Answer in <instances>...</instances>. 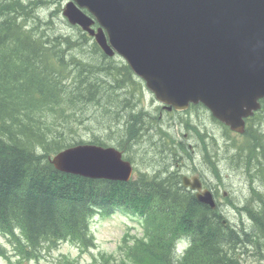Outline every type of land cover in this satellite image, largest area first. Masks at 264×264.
<instances>
[{"label":"trees","instance_id":"1","mask_svg":"<svg viewBox=\"0 0 264 264\" xmlns=\"http://www.w3.org/2000/svg\"><path fill=\"white\" fill-rule=\"evenodd\" d=\"M34 7L23 6L19 0H0V234L11 236L19 230L13 240L16 248L21 247L19 261L59 239L93 245L91 218L122 209L142 219L143 237L126 235L119 257L100 254L93 264H243L233 250L238 244L246 247L247 242L259 246L260 252H254L262 262L264 195L253 192L246 202L249 218L257 226L249 234H239L222 224L221 215L212 218L207 206L183 191L174 174L159 180L156 172L152 180V174H140L120 183L67 175L53 168L51 155L81 143L77 135L72 139L60 135L62 129L78 134L75 123L63 127L62 122L55 125L54 118L66 123L70 116L77 122V109L93 113L106 107L112 109L107 114L119 110L124 118L126 97L138 100L143 86L139 82V89L130 69L105 58L87 43L86 36L79 39L82 36L40 31L41 18ZM85 53L94 54L98 63L81 64L79 57ZM260 114L248 120L244 142L235 146V158L248 159V178L264 188V129L256 128L264 121V106ZM137 123L136 118L129 123V137L136 133ZM180 235L190 236L192 244L176 263L171 254ZM3 251L0 247L1 255Z\"/></svg>","mask_w":264,"mask_h":264},{"label":"water","instance_id":"2","mask_svg":"<svg viewBox=\"0 0 264 264\" xmlns=\"http://www.w3.org/2000/svg\"><path fill=\"white\" fill-rule=\"evenodd\" d=\"M74 1L105 30L109 46L101 29L89 30L104 51L121 55L160 102L183 109L201 101L242 131V118L264 96V0ZM64 15L86 30L93 23L73 3ZM237 20L239 29L231 30ZM51 163L90 178L130 175L118 153L91 146L69 148Z\"/></svg>","mask_w":264,"mask_h":264},{"label":"rangeland","instance_id":"3","mask_svg":"<svg viewBox=\"0 0 264 264\" xmlns=\"http://www.w3.org/2000/svg\"><path fill=\"white\" fill-rule=\"evenodd\" d=\"M58 3H59L58 0H56L55 5H54V0L47 1V4L49 6H52L53 9H51L50 11L46 12V14H44V22L46 24L45 26L42 27V29H40V31H47L52 36H54V33L56 35L62 34V35L73 36V31L71 30L72 28L67 25V22L63 21L59 16H57L56 10L54 11V9L57 8ZM76 47L79 48L80 46L76 45ZM79 62L81 64H89L92 66L96 62L98 63V59L94 54L85 53L79 57ZM120 89L121 88H119L118 91L120 93H123L122 89L121 90ZM100 91L102 92V89H100ZM144 100H145L146 108L150 110L152 109L153 111L155 106H153L152 108L153 102L151 101L150 103V99L147 93H145L144 95ZM106 110L111 111L112 109L110 107L109 108L106 107ZM106 110L104 109L95 110V112H93L92 115L96 120L103 122L107 117V114H104V111ZM136 110L139 109L136 107ZM54 116L58 117L56 113H54ZM74 116L77 118L78 127H80L85 123H88L91 128H96L98 126V124L92 121L91 113L86 111V109H77L74 112ZM189 117L192 120L191 123L197 125L201 129V132L203 133L201 139L200 137H197L192 130H188V128L184 127L183 123L185 120L188 121ZM165 118H166L165 120L166 122L168 121L181 122V124L178 123L176 125H173L172 127L174 128L169 132L170 133L173 132L175 135H178V137L180 136L181 139L189 140L190 142H192L195 151L193 152L194 157L191 160L192 162L191 164L198 166L197 169L201 172L202 176L213 185V187L215 185L219 186L222 191L227 192V193L225 192L226 197L228 198L230 197L229 199L231 200V202L228 204V208H223L222 210L224 215H226L227 219L230 221V224L234 226H240L242 220L243 223L246 222L248 224H242L240 228L246 227L247 229H249L251 227V223L249 221L248 216L244 214L240 215L239 212L237 211V208L234 209V205H237L240 208L242 206H247V203H244L243 194L245 195L248 194L249 183L248 181H246L248 177L246 171H248V168L246 171H244L243 163L245 162V159L243 161H239L237 158H235V156H232L229 159L230 165H228L226 161H222L220 159L221 152L226 150V146H228L225 145L222 139L223 138L222 133L224 132L223 128L216 122H213L212 119H210V117H208L207 114L202 109L194 110L190 116L189 113H187L186 115L184 114L182 116L167 114ZM61 122L63 127L65 125L72 126L75 123L74 119L70 118V116L67 118L66 123H63V121L59 117L54 118L55 125H60ZM166 125L167 123H165V127L169 128V126ZM262 127L264 129L263 124H261V126H256V128H262ZM117 128L120 127L116 125L112 128L113 130V132H111L112 141H117L120 136L119 133L116 132ZM94 131L100 133L103 137H106L110 133V129L108 128H102L98 131L97 130ZM53 135H54V130H53ZM60 135L61 138L63 136L65 139L67 138L72 139V137H75L77 134H74L69 130H67L65 133L64 129H62L60 131ZM81 135L84 138V140H89L91 137L90 130H88V132L81 131ZM57 136L58 134L55 136L56 139ZM213 137H215L216 139H214ZM236 141L240 142V139L236 137ZM136 146L139 148L141 156L148 158L146 160L145 166L141 169L140 173L146 172L148 174H152L156 172V176H157L156 180L165 178L167 175L172 174L173 170L170 167V157H168L167 160L166 157H164L165 152L151 156L152 151L150 150L151 148L148 145V142H140ZM201 148H203V150ZM159 155L160 156L163 155L162 156L163 159L158 160ZM209 162H212L210 166H209ZM216 166L219 170V176H220L217 179H222V184H219L215 180L214 181L212 180V178L214 177L213 172ZM221 202L222 204H226V202L223 200ZM238 215L241 216L242 218H240ZM91 227H92V233L97 242V250L104 252L115 251V248L119 240L128 229L130 234H134L135 232L136 233L140 232L139 224L136 221L132 220L129 216L121 212H118L111 218H107V219L97 218L93 221ZM19 235H20L19 231H13L12 235L11 236L8 235V237L9 240L13 241L15 240V238L19 237ZM214 237L216 236L214 235ZM0 241L3 244L5 243V240L3 238H1ZM245 250H246L244 251L245 253H251V251H249L247 247L245 248ZM62 254L68 255L72 258H77L79 264H87L89 261V257L85 253L80 254L79 250L75 246L69 243H62L59 246V248L55 251H51L48 253L43 252L40 261L34 262L32 264H51ZM242 258H245L249 264H257V262L251 256L247 257L246 255H244ZM0 264H9V263H7L5 259H0ZM262 264H264V260H262Z\"/></svg>","mask_w":264,"mask_h":264},{"label":"bare ground","instance_id":"4","mask_svg":"<svg viewBox=\"0 0 264 264\" xmlns=\"http://www.w3.org/2000/svg\"><path fill=\"white\" fill-rule=\"evenodd\" d=\"M21 3H22V5L23 6H33V5H35L36 6V8H35V10L34 11H39V12H37V14H38V16H40V20H41V23H43V24H41L40 23V25H39V29H42V27L43 26H45V22H44V14H46V12H48V11H50L51 9H53V7L52 6H49L48 4H47V1L48 0H19ZM59 1V0H58ZM56 4V0H54V5ZM56 9H54V11H55ZM33 11V15H35V12ZM52 12V11H51ZM50 12V13H51ZM49 13V14H50ZM27 22H30L31 23V20L30 19H28V21ZM44 32H46V33H48L47 31H44ZM54 35H56L55 33H54ZM62 35V34H61ZM63 36H70V35H63ZM71 37V36H70ZM121 103H124V101H121ZM125 104H126V108L125 109H123V111H124V121L127 123V125L125 124V129H124V131H123V128H119V132L121 133V134H124V135H121L120 133H119V135L120 136H122V137H127V136H129L128 135V131H127V128H128V125H129V123L130 122H132V120L133 119H137L138 120V123H137V128H139V127H141L142 126V122L143 121H141V119L143 118V114H142V112L141 111H139V110H136V107H137V104H136V100L135 99H133L132 97H129V99L126 97V100H125ZM129 115H131V120H128L129 119ZM124 122V123H125ZM143 124H144V122H143ZM139 129H137L136 130V132L138 131ZM127 131V132H126ZM263 133H264V131H263ZM119 136V137H120ZM63 138V137H62ZM119 139V138H118ZM168 153L167 152H165L164 153V157H166V159L168 160ZM163 156V155H162ZM162 156H158V160H161V159H163V157ZM239 161H243L244 159H245V162L243 163V165H244V171H246L247 170V168H248V170H249V162H248V159L247 158H244V157H241V158H237ZM212 160H213V157H212ZM195 161H196V158H195ZM212 164V162H209V166ZM254 164H256L255 162H254ZM253 169V168H252ZM61 173V172H60ZM155 173V172H154ZM154 173H152V174H154ZM140 174H148V173H146V172H144V173H140ZM68 175V174H67ZM112 182H115V181H112ZM129 182V181H128ZM120 183H127V182H120ZM210 188L212 189V190H215V186L213 187V185L212 184H210ZM184 191V190H183ZM187 193V192H186ZM188 194V193H187ZM199 202V201H198ZM200 204H202L201 202H199ZM203 206H205L204 204H202ZM236 206V207H235ZM234 207L235 208H237V211L239 212V214L240 215H247L248 216V218H249V214H248V212H247V209H250L248 206H242L241 208L239 207V206H237V205H234ZM249 221H250V223H251V227L249 228V229H247L246 227H243V228H237V229H234V228H231V229H233L234 231H238L239 232V234H249L250 233V231H253L255 228H254V226H257L256 224H253L252 223V220L249 218ZM254 225V226H253ZM14 231H19V230H14ZM254 235V234H253ZM243 236V235H242ZM241 236V237H242ZM249 240H251V239H249ZM248 240V241H249ZM261 241V240H260ZM259 241V242H260ZM255 244V243H254ZM260 244H262V246L264 245V240L263 241H261L260 242ZM239 247V244L238 245H236V247L234 248V250H233V253L235 254V252L236 251H239L240 249H242V248H238ZM246 247H247V249L249 250V251H251V252H260V249H259V246L257 245V244H255V246L254 245H251L250 243H246ZM264 247V246H263ZM172 255V259H173V261L174 262H176L175 261V259H174V256H173V254H171Z\"/></svg>","mask_w":264,"mask_h":264}]
</instances>
